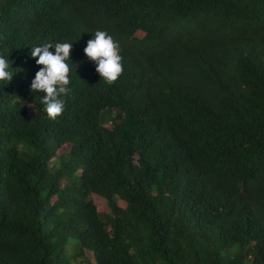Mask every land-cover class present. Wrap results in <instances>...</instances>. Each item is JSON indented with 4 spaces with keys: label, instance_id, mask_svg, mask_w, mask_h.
<instances>
[{
    "label": "trees",
    "instance_id": "1",
    "mask_svg": "<svg viewBox=\"0 0 264 264\" xmlns=\"http://www.w3.org/2000/svg\"><path fill=\"white\" fill-rule=\"evenodd\" d=\"M45 42H73L55 119ZM0 55V264H264V0H0Z\"/></svg>",
    "mask_w": 264,
    "mask_h": 264
},
{
    "label": "clouds",
    "instance_id": "2",
    "mask_svg": "<svg viewBox=\"0 0 264 264\" xmlns=\"http://www.w3.org/2000/svg\"><path fill=\"white\" fill-rule=\"evenodd\" d=\"M73 42H45L30 47L29 56L41 67L30 81V92L40 93V104L48 118L55 119L64 109L63 96L71 91L70 50ZM84 56L95 65L105 83H112L122 72L120 45L106 31L97 30L86 41ZM8 55H0V82H8L15 71Z\"/></svg>",
    "mask_w": 264,
    "mask_h": 264
},
{
    "label": "rangeland",
    "instance_id": "3",
    "mask_svg": "<svg viewBox=\"0 0 264 264\" xmlns=\"http://www.w3.org/2000/svg\"><path fill=\"white\" fill-rule=\"evenodd\" d=\"M66 151H68V147H63L61 150H60V152H66ZM59 152V153H60ZM94 202L96 203V204H103V202L99 199V198H96V197H94Z\"/></svg>",
    "mask_w": 264,
    "mask_h": 264
}]
</instances>
